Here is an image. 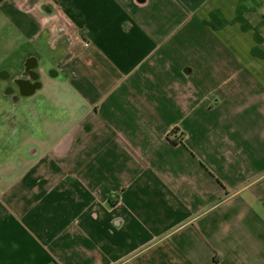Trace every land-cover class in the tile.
Masks as SVG:
<instances>
[{
  "label": "crops",
  "instance_id": "crops-1",
  "mask_svg": "<svg viewBox=\"0 0 264 264\" xmlns=\"http://www.w3.org/2000/svg\"><path fill=\"white\" fill-rule=\"evenodd\" d=\"M28 2L0 30L56 13L80 61L31 136L61 164L0 168V264H264V0Z\"/></svg>",
  "mask_w": 264,
  "mask_h": 264
},
{
  "label": "flooded vegetation",
  "instance_id": "flooded-vegetation-1",
  "mask_svg": "<svg viewBox=\"0 0 264 264\" xmlns=\"http://www.w3.org/2000/svg\"><path fill=\"white\" fill-rule=\"evenodd\" d=\"M75 32L69 19L50 13L41 32L22 46L23 54L14 52L0 60L1 169L8 171L11 165L26 169L29 157H34L38 169L61 164L50 156L60 148L53 146L51 154L42 157L41 144L33 145L31 136L39 134L45 145L63 132L61 126H55L60 110L47 92L60 93L61 87L77 76L74 67L80 60L75 56L79 42ZM87 45L85 41L84 47Z\"/></svg>",
  "mask_w": 264,
  "mask_h": 264
},
{
  "label": "rangeland",
  "instance_id": "rangeland-1",
  "mask_svg": "<svg viewBox=\"0 0 264 264\" xmlns=\"http://www.w3.org/2000/svg\"><path fill=\"white\" fill-rule=\"evenodd\" d=\"M28 41L27 36L23 35V33L18 29L14 24L8 23L5 25L4 28L0 30V59L4 58L5 56L11 54L15 47L19 46L20 44H24V42ZM197 45L200 43L198 41H193ZM197 45L187 46H178L180 50V55H178L173 63L181 62L184 59H192L199 56V51L201 52V47ZM199 49V50H198ZM194 64V63H193Z\"/></svg>",
  "mask_w": 264,
  "mask_h": 264
},
{
  "label": "water",
  "instance_id": "water-1",
  "mask_svg": "<svg viewBox=\"0 0 264 264\" xmlns=\"http://www.w3.org/2000/svg\"><path fill=\"white\" fill-rule=\"evenodd\" d=\"M185 70H186V73H188V74L194 73V69L192 67H186Z\"/></svg>",
  "mask_w": 264,
  "mask_h": 264
}]
</instances>
